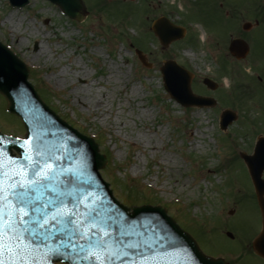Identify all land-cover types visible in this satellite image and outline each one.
I'll use <instances>...</instances> for the list:
<instances>
[{
	"label": "rangeland",
	"instance_id": "obj_1",
	"mask_svg": "<svg viewBox=\"0 0 264 264\" xmlns=\"http://www.w3.org/2000/svg\"><path fill=\"white\" fill-rule=\"evenodd\" d=\"M82 1L87 16L77 23L45 0H30L23 9L0 0V43L28 66L32 85L50 90L46 103L60 118L87 137L100 136V153L111 157L101 175L119 202L126 203L124 181H137L132 185L142 195L131 193L137 204L145 197L166 208L204 255L239 258L235 264H240L261 232L260 211L239 154L250 155L255 140L264 136V23L256 29L262 49L258 71L248 68L249 61L236 65L225 58L231 67L219 74L218 48L231 39V30H225L250 22L244 7L252 1L264 5V0ZM112 9L125 19L111 16ZM233 10L243 12L234 25ZM160 17L184 27L185 36L161 47L150 34ZM142 38L150 69L135 55L133 44ZM167 59L192 72V92L215 99L216 105L184 109L170 100L159 72ZM203 78L217 83V89L209 91ZM4 108L0 97V131L22 136V127ZM225 109L237 120L222 132L218 124Z\"/></svg>",
	"mask_w": 264,
	"mask_h": 264
},
{
	"label": "water",
	"instance_id": "obj_2",
	"mask_svg": "<svg viewBox=\"0 0 264 264\" xmlns=\"http://www.w3.org/2000/svg\"><path fill=\"white\" fill-rule=\"evenodd\" d=\"M48 1L58 6L60 11L70 19L80 22L86 16L81 0ZM27 3L28 0H9L11 6L18 8L27 5ZM153 31L164 47L172 41L181 39L184 35L183 29L174 27L164 18L155 22ZM238 48H240L239 54L235 50ZM230 52L237 59H242L246 56L248 50L244 42L233 41L230 45ZM136 54L143 66L150 67L146 65L145 58L139 52ZM161 73L164 89L176 103L186 108L214 105L212 100L199 98L192 94L190 76L174 62H165L161 68ZM204 84L214 88V85L208 80H205ZM0 94L7 101L8 112L19 117L26 130L25 139L22 141L0 137V147L5 151L4 159H9L12 156V149L20 154V159L16 160L17 162L23 161L25 156L31 157L33 160H43L47 158L49 153L55 155L59 150L60 164L54 165L56 170L59 171L61 166L65 168L69 166L63 157L66 153H70L75 156V159L71 161V167L83 169L85 175H91L95 179L98 191L94 190L93 196L98 195L106 203H109L112 211L126 217L129 224L135 225L137 229L139 228V222L151 219L166 230L164 234H170L174 237L175 243L171 247L166 245L163 250L157 248L154 253L145 252L143 258L129 251L126 258L123 260L117 258L112 264H140L142 259L146 264H225L222 260H213L203 256L195 242L166 216L165 209L149 206L127 209L114 200L109 185L104 183L98 174V170L105 166L106 160L99 155L97 145L91 139L80 136L70 129L41 102L33 86L28 83V70L25 64L20 62L1 44ZM235 120L236 115L234 113L224 111L221 115L220 129L225 130ZM69 138H71L70 142ZM37 148L39 152L36 151ZM242 158L254 185L263 219L262 234L253 243V248L264 258V182L261 180L264 170V138L258 140L253 156L242 155ZM9 164L7 161L3 163L7 167ZM10 169L14 172L18 171L20 170V164L13 163ZM4 183L7 187L8 180ZM85 231H87V228H85ZM156 231L159 232V227L156 228ZM228 236L231 237L229 234ZM133 240H135V237H133ZM56 243H59V241ZM78 243L82 244L83 241H78ZM49 246H54L51 241H49ZM43 251L47 250L42 249ZM36 255L42 257V253ZM64 257V259L55 260L54 263L89 264L88 261H78L75 246L72 247L71 251L64 253Z\"/></svg>",
	"mask_w": 264,
	"mask_h": 264
},
{
	"label": "snow or ice",
	"instance_id": "obj_3",
	"mask_svg": "<svg viewBox=\"0 0 264 264\" xmlns=\"http://www.w3.org/2000/svg\"><path fill=\"white\" fill-rule=\"evenodd\" d=\"M58 152L43 160L25 156L17 162L9 157L8 167L19 163L20 170L7 174L5 151L0 147V264H54L73 246L78 261L112 264L117 258H126L129 251L143 258L145 252L174 245V237L164 234L166 230L155 221L139 222L137 229L112 211L109 203L93 196L98 191L96 181L83 169L71 167L74 155L66 153L63 159L69 166L57 171ZM140 264L146 262L142 259Z\"/></svg>",
	"mask_w": 264,
	"mask_h": 264
},
{
	"label": "flooded vegetation",
	"instance_id": "obj_4",
	"mask_svg": "<svg viewBox=\"0 0 264 264\" xmlns=\"http://www.w3.org/2000/svg\"><path fill=\"white\" fill-rule=\"evenodd\" d=\"M243 9V8H242ZM245 9V14H249L248 18L250 19V22H244L242 23V25L237 24V27H235L234 29L232 28H227L228 30L226 31H230L231 30V36L229 39V41L227 43H223L222 47H219V56H220V61H219V65H220V70H219V74H226L227 71L229 70V68L231 67L225 58H230L233 62H235L236 65H243L248 64V61L250 62L249 65H251L252 67H248L249 69H257L256 66V61H258V58L260 57V53H261V48H257L260 47L261 42H259V38H258V32L256 31V29H258L259 25H263L264 22V7L259 6V5H251V6H247L244 7ZM233 14H231V20L233 21V25L234 22H238L240 20V17L242 16L243 12L240 14L236 13V10L232 11ZM252 23V24H251ZM239 26V27H238ZM226 28V27H225ZM255 30V34L254 36H248L247 34L250 33L251 31ZM233 39H240L242 41H244L247 46H248V55L247 57L242 60V61H238L236 60L234 57H232L229 52H228V48H229V44ZM217 46H221V43H216ZM256 62V63H255ZM243 68V67H242ZM246 68V66H245ZM243 68V69H245ZM258 71V70H256ZM245 258L241 259L240 264H248V262L253 258L257 261V264H264V259H262L261 257L257 256L255 254V252L252 250L251 247H248L245 250ZM249 259V260H248ZM248 260V261H247Z\"/></svg>",
	"mask_w": 264,
	"mask_h": 264
},
{
	"label": "trees",
	"instance_id": "obj_5",
	"mask_svg": "<svg viewBox=\"0 0 264 264\" xmlns=\"http://www.w3.org/2000/svg\"><path fill=\"white\" fill-rule=\"evenodd\" d=\"M116 11V10H115ZM142 41V42H141ZM141 43H143V38L142 39H139L138 41H135V44H136V47L138 49H142L139 45H141ZM43 93L44 95L48 96V91L47 90H43ZM107 157L109 158V155H107ZM125 183H128L127 186L125 185V188H124V192H125V199H126V203H128L129 205H135L137 204V200H139L136 196L132 195V191H136L137 192V195L138 197L141 196L142 194L140 193V191L135 188L132 184H134L135 182L134 181H131V180H126L124 181ZM129 184L131 186H129ZM142 200H140V203L139 204H143V203H150V202H147V200L145 199V197L141 198Z\"/></svg>",
	"mask_w": 264,
	"mask_h": 264
},
{
	"label": "bare ground",
	"instance_id": "obj_6",
	"mask_svg": "<svg viewBox=\"0 0 264 264\" xmlns=\"http://www.w3.org/2000/svg\"><path fill=\"white\" fill-rule=\"evenodd\" d=\"M41 53H42V51H41V50H39L37 54H39V55H40ZM80 73H81L80 71H77V74H80ZM56 78H57V77H56ZM84 102H86V100H84Z\"/></svg>",
	"mask_w": 264,
	"mask_h": 264
}]
</instances>
